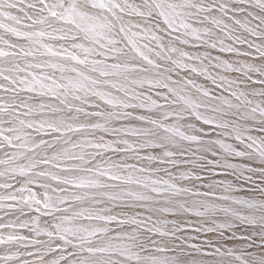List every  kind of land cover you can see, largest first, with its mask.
<instances>
[{
	"label": "snow or ice",
	"instance_id": "1",
	"mask_svg": "<svg viewBox=\"0 0 264 264\" xmlns=\"http://www.w3.org/2000/svg\"><path fill=\"white\" fill-rule=\"evenodd\" d=\"M0 264H264V0H0Z\"/></svg>",
	"mask_w": 264,
	"mask_h": 264
}]
</instances>
